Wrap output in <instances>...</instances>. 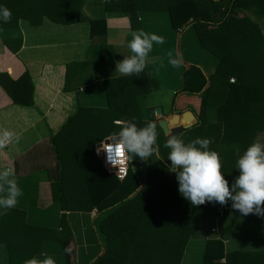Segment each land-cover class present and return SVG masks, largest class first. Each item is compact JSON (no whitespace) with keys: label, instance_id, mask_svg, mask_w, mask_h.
Wrapping results in <instances>:
<instances>
[{"label":"trees","instance_id":"obj_1","mask_svg":"<svg viewBox=\"0 0 264 264\" xmlns=\"http://www.w3.org/2000/svg\"><path fill=\"white\" fill-rule=\"evenodd\" d=\"M83 2L0 0V5L12 13L9 23L0 21V32L14 26L19 17L32 24H39L43 16L65 24L87 20L82 13ZM104 8L127 14L131 21L141 9L166 10L174 28L190 23L200 45L217 58L215 71L208 78L195 64L184 73V92L199 94L201 100L198 121L180 134L185 143L196 138L211 140L209 148L219 154L223 175L231 187L239 175V155L257 136L264 137V35L255 20L264 16V0H104ZM88 20L91 35L105 32L104 18ZM1 40L13 52L21 46V38ZM76 64L81 68L86 63ZM133 79L136 91L141 92L139 77L133 75ZM24 80L30 85L29 97H23L20 91L13 95V101L33 105L29 75L25 73L16 81ZM208 105L216 107L214 123L206 122ZM114 112L78 106L51 136L58 165L57 180L51 184L52 197L62 210L96 209L99 217L104 216L98 230L106 242L90 264H180L187 241L207 213L240 212L232 208L230 200L226 205L206 202L193 207L180 194L175 173H170V166L162 161L149 163L141 181L133 163L145 161L134 157L126 177L119 180L95 152L101 140L119 131L118 121L133 119L119 118ZM133 122L143 127L149 120ZM247 216L264 228V216ZM24 218L23 211L13 208L0 217V243L7 246L9 264H23L41 252L45 230L27 224ZM63 227L67 236L61 240L62 249L66 264H72L66 251L71 232L67 225ZM221 257L227 264H264V249L225 252L221 240H207L203 264H219Z\"/></svg>","mask_w":264,"mask_h":264},{"label":"crops","instance_id":"obj_2","mask_svg":"<svg viewBox=\"0 0 264 264\" xmlns=\"http://www.w3.org/2000/svg\"><path fill=\"white\" fill-rule=\"evenodd\" d=\"M82 13L87 20L68 24L46 16L39 24H32L19 17L14 26L0 32L1 37L21 38L20 48L13 52L0 37V131L7 129L14 133L12 141L0 149V167L14 169L22 191L13 209L24 212L27 224L45 230L41 252L35 256L46 252L56 264L67 263L61 243L67 236L63 225L71 232L66 249L72 264H90L101 253L106 238L98 230L104 216L99 217L96 209L62 210L53 199L51 184L57 180L58 165L51 136L78 106L111 109L124 119L149 120L156 125L159 155L153 154L148 161L133 164L142 181L149 163L162 161L171 166L167 160L170 149L164 147L166 135L156 120L149 119L148 109L162 107V117L166 119L175 114L180 117L190 110L195 116L194 125L199 118L201 99L199 94L184 92V73L189 65L195 64L208 78L217 65V58L209 51L215 60L202 53L201 58L193 55L194 40L202 48L200 52L207 51L200 45L195 29L190 23L174 28L166 10L141 9L131 21L127 14L107 12L104 0H84ZM101 18L105 19V32L91 35L88 19ZM21 20L25 23L19 24ZM255 20L264 35V16ZM137 29L163 36L165 41L153 44L149 63L138 76L141 92L136 91L133 76L115 72L116 62L131 54L127 45L131 32ZM169 52L173 58L177 54L182 56L179 68L168 63ZM154 58L156 62L152 63ZM161 61L164 67H160ZM83 62L86 64L81 68L76 64ZM25 73L33 87V105L20 104L12 98L20 91L23 97H29L27 80L16 81ZM205 119L207 123L217 120L214 105L206 107ZM2 212L0 210V217ZM209 239L221 240L225 252L261 250L264 249V228L259 221L241 213L216 215L209 212L187 241L180 264H203ZM0 264H9L4 243H0Z\"/></svg>","mask_w":264,"mask_h":264},{"label":"clouds","instance_id":"obj_3","mask_svg":"<svg viewBox=\"0 0 264 264\" xmlns=\"http://www.w3.org/2000/svg\"><path fill=\"white\" fill-rule=\"evenodd\" d=\"M11 18V10L0 5V21L9 23ZM18 23L25 22L21 20ZM164 42V37L155 33L142 29L132 31L127 45L131 54L116 62L115 72L118 71L124 76H139L149 63L148 57L153 44ZM168 56V63L173 68L181 66L180 54L173 58L169 52ZM151 62L155 63L156 58ZM160 67H164L163 61L160 62ZM134 120L135 118L118 121L119 131L101 140V148L97 149L98 155L100 151L106 153L107 162L118 167L119 172H125V165L134 157L138 156L146 161L153 154L159 155L155 123L149 121L143 127H138ZM13 136L14 133L7 129L0 131V149L10 143ZM210 143L211 140L208 138H196L185 143L182 134H170L165 141L164 147L170 149L167 160L171 162V166L168 171L175 173L182 197L190 201L193 207L206 202L226 205L230 200L232 208L242 215L264 216V138L257 137L239 155L236 162L239 175L231 187L223 175L219 154L210 150ZM21 195L22 191L15 178L14 169L0 167V210L3 214H7L8 210L17 205ZM23 264H56V261L44 252L39 257L25 259Z\"/></svg>","mask_w":264,"mask_h":264},{"label":"water","instance_id":"obj_4","mask_svg":"<svg viewBox=\"0 0 264 264\" xmlns=\"http://www.w3.org/2000/svg\"><path fill=\"white\" fill-rule=\"evenodd\" d=\"M162 116V107L155 106L148 109L149 119L152 121H157L158 126L165 133L166 138H168L170 134H180L184 129H186L195 122V116L190 110H187L186 112L182 113L180 117L178 114H175L171 119H166ZM99 157H101V153L99 154ZM112 170L113 169H110V171Z\"/></svg>","mask_w":264,"mask_h":264},{"label":"built area","instance_id":"obj_5","mask_svg":"<svg viewBox=\"0 0 264 264\" xmlns=\"http://www.w3.org/2000/svg\"><path fill=\"white\" fill-rule=\"evenodd\" d=\"M230 81H234L233 78H230L229 79ZM112 141H107L106 143H111ZM98 148H101V144L98 143L95 147V152L97 154V149ZM101 153V157H99V159L101 160V162L103 163V165L105 166L106 169H108L110 171V169H113L111 172L115 174V176L119 179V180H122L126 177L127 173H128V170H129V163H127L125 165V168H126V171L125 172H119V168L116 167V166H113L111 165L110 163L107 162V155L104 151H100ZM99 153V154H100ZM219 264H227V261H226V258L225 257H221L219 259Z\"/></svg>","mask_w":264,"mask_h":264},{"label":"rangeland","instance_id":"obj_6","mask_svg":"<svg viewBox=\"0 0 264 264\" xmlns=\"http://www.w3.org/2000/svg\"><path fill=\"white\" fill-rule=\"evenodd\" d=\"M194 44H195L196 47L193 48V55L196 58H201L200 57V54L202 53V54L206 55L207 57H210L211 59L215 60V58L208 51L200 52L202 48L198 45V43L196 42V40H194ZM135 163H137V161L134 162L133 164H135Z\"/></svg>","mask_w":264,"mask_h":264}]
</instances>
